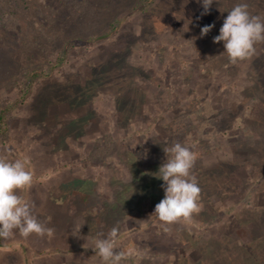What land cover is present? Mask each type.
<instances>
[{"label":"rangeland","instance_id":"rangeland-1","mask_svg":"<svg viewBox=\"0 0 264 264\" xmlns=\"http://www.w3.org/2000/svg\"><path fill=\"white\" fill-rule=\"evenodd\" d=\"M239 3L264 17V0H213L205 15L199 0H0V159H29L32 193L57 176L50 206L116 227L115 247L133 249L120 264H264V42L236 63L213 42ZM175 143L194 155L199 211L165 223L151 185ZM29 236L0 238V264L63 263Z\"/></svg>","mask_w":264,"mask_h":264},{"label":"clouds","instance_id":"clouds-1","mask_svg":"<svg viewBox=\"0 0 264 264\" xmlns=\"http://www.w3.org/2000/svg\"><path fill=\"white\" fill-rule=\"evenodd\" d=\"M199 2L204 9L201 15L207 14L213 0ZM189 23L191 21L187 20V30ZM212 27V24L203 26L200 29L201 37ZM213 42H223L224 51L231 62L244 61L255 53L257 43L264 42V17L250 14L247 4L239 3L227 12ZM168 151L170 158L159 166L155 175L163 181L161 187L164 195L155 205L153 213L160 221L173 223L188 220L194 212L199 211L200 187L196 177L191 175L194 155L189 148L175 143ZM30 169L28 158L14 161L0 159V238H10L16 232L23 237L51 234L52 230L32 213L29 204L17 194V190H26L31 186L33 173ZM117 234L118 229L113 227L106 236L100 233L95 240L96 255L103 264H120L133 253L132 248L114 250Z\"/></svg>","mask_w":264,"mask_h":264},{"label":"crops","instance_id":"crops-1","mask_svg":"<svg viewBox=\"0 0 264 264\" xmlns=\"http://www.w3.org/2000/svg\"><path fill=\"white\" fill-rule=\"evenodd\" d=\"M53 177H52V174L47 175V177H45L47 185L45 184L42 185L44 193L39 192L38 189H33V193L28 191V189L17 190V194L20 195L25 200V202L28 203L29 198H27V195L28 196L30 195L31 199H33V201L31 200V205L32 203L33 205H44V207L40 208V209H43L42 211L40 210L41 212L40 214H45V212L48 210L49 216H51V218H53L54 220L56 219L58 220L59 227L63 226V228L60 230L61 231L60 234L54 228H53L54 230H52L50 227H48L52 230L50 236L48 234L43 235V236L49 238L48 240L49 245H46L44 243L42 246V249L39 250L40 253H37V256L38 255L43 256L45 251L50 250L52 248L53 252L57 255V257L63 261L62 264H90V261H89L90 259L88 258L87 254H90V253L96 254V251L93 249L95 248V240L98 238L99 233L97 229L99 225L95 222V220L89 221L86 218V216L82 214L81 208L76 207L74 209V207L72 206L73 203L70 200H68L69 201L68 204L71 206L66 205V200H63L62 204H61V201L57 200L56 201L57 207L56 205H54V207L50 206V203H51L50 200H52L50 198L51 195H56L60 198L62 197L60 193L61 191H59V188L61 187L60 184H62V182L60 183V181H57V176H56L55 177L56 181L54 182V184H52L50 180ZM93 180L94 179H92L91 181L93 182ZM53 188L57 190L55 194H52L54 191ZM97 190L98 188L95 185H93L90 191L91 192L90 196H93V195L97 196V193H98ZM83 193H84L83 190L80 189L79 187L78 188L74 187V189H72L71 191L72 196H77L79 198L82 197ZM84 194H87V193H84ZM92 198L96 199L97 197H92ZM87 206L88 205H85V207ZM57 209H61L63 211L59 214L60 217H58V215L54 213V211H59V212L61 211ZM68 211H71V212H68ZM124 220L129 222L130 219L125 217ZM103 234L106 235L105 233ZM28 237H31V236H28ZM32 237L35 238L36 236H32ZM36 241L37 240L35 239V243ZM58 241L60 244L58 243ZM50 242L52 243L50 244ZM114 250L119 251L118 247H115ZM100 261L101 259L99 258L94 263H91V264H98Z\"/></svg>","mask_w":264,"mask_h":264},{"label":"trees","instance_id":"trees-1","mask_svg":"<svg viewBox=\"0 0 264 264\" xmlns=\"http://www.w3.org/2000/svg\"><path fill=\"white\" fill-rule=\"evenodd\" d=\"M8 131V126H7V116H6V114H5V110H0V134H2V133H6ZM153 182H155V179H154V181ZM163 183V181L162 180H160V179H158V178H156V184H153V185H151V186H153L154 187V189L155 188H159L160 189V191L162 192V190H163V188L161 187V184ZM162 195V193H160L159 195H157L156 197H155V201H157V200H161L162 198H163V195ZM155 196V195H154ZM159 196V197H158ZM161 196V197H160ZM153 197V196H152Z\"/></svg>","mask_w":264,"mask_h":264}]
</instances>
